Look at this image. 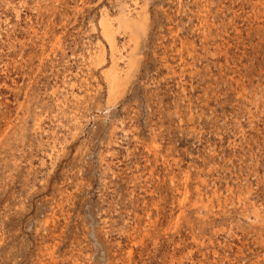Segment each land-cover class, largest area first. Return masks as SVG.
Segmentation results:
<instances>
[{
  "label": "rangeland",
  "instance_id": "1",
  "mask_svg": "<svg viewBox=\"0 0 264 264\" xmlns=\"http://www.w3.org/2000/svg\"><path fill=\"white\" fill-rule=\"evenodd\" d=\"M0 264H264V0H0Z\"/></svg>",
  "mask_w": 264,
  "mask_h": 264
}]
</instances>
